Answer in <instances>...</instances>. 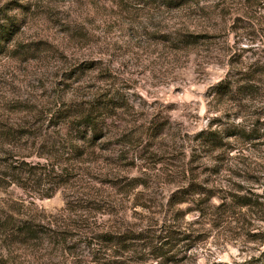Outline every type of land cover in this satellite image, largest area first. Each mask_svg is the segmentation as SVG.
<instances>
[{
	"label": "rangeland",
	"instance_id": "1",
	"mask_svg": "<svg viewBox=\"0 0 264 264\" xmlns=\"http://www.w3.org/2000/svg\"><path fill=\"white\" fill-rule=\"evenodd\" d=\"M0 45V171L64 169L2 176L0 264L264 263V0H0Z\"/></svg>",
	"mask_w": 264,
	"mask_h": 264
},
{
	"label": "trees",
	"instance_id": "2",
	"mask_svg": "<svg viewBox=\"0 0 264 264\" xmlns=\"http://www.w3.org/2000/svg\"><path fill=\"white\" fill-rule=\"evenodd\" d=\"M3 29H6V30H4V32H6L7 34L10 33V30H8V29H10L9 26H5L4 28H2V32H3ZM223 86L224 85L222 84V86H220V87H223ZM96 110H100L101 113L107 114L110 110V107L107 104H104V105L101 104L100 107H98ZM103 110H108V112L104 113L105 111H103ZM66 116H68V115H66ZM101 116H103V115H101ZM99 122H100V120H99L98 116L95 115V111L93 109L88 111V112L81 114L79 121H75V122L72 121V123H71V127H70L72 129L71 132L72 133L75 132L74 133L75 135H74V137L71 138V140H77V139L83 140V141L88 140L91 145L95 144V142L98 139L102 138V137H97L98 134L102 132V128L99 126ZM73 129H74V131H73ZM89 129H91L95 133L92 137H90V139L87 138V133H88ZM71 132H70V134H72ZM212 134H213V131L208 132V135H212ZM75 138H77V139H75ZM208 139L211 140V137L209 136ZM73 147L75 149H77L78 145L75 144ZM3 151L8 156L4 158V161H7V163L4 164L5 165V167H4L5 171H3V172L0 171V187H2L4 185V183H2V176L5 178L8 177L7 173H5V172H9L10 173L9 176H14L12 178L9 177L8 178V179H10L9 181H13L16 178V174H21L24 176L25 173H27L28 174L27 179L30 181H33V182H38L41 179H44L45 176L41 175V172H42L41 169L42 168H45L46 171H48L47 173H45L46 176H50L51 171L55 172L56 165H54L53 163H52L50 170H48V168H47L48 165L46 166L44 164L43 166H37L35 163H32V161H29L26 158L21 159L19 164H14L12 162L9 163L8 161L10 159H12L13 154L10 151L2 150V152ZM80 155H81V153H80ZM80 155H77V153H75V156H77V157H79ZM18 160H19V158H18ZM24 166H26L27 169L24 168ZM57 168H59V166ZM56 171H57V173H58V171H60L58 176H61V174L64 173L63 168L56 169ZM6 184H8V182ZM176 202L178 203L180 201H176ZM242 204L246 205L248 203L243 202ZM6 209H9V207H7L3 204H0V238L3 241H5L8 245L13 246V244L18 242V241L25 242L27 240H29V241L30 240H37L40 237V233H41V230L39 228L40 224L37 222V220L34 217H32V215L28 216L30 214H26L23 217V219L18 218V217L15 218L13 215H9L6 212ZM13 222L14 223L15 222H21L22 223L21 229L15 230L14 227H10V224H12ZM173 227H175V226L173 225ZM163 231L165 232L163 236L152 237L154 239V241L156 242V248H158V249H161V246L168 245L170 243L172 244V240H176V238L174 237L176 235H174V233L177 234V232L172 231L171 227H166V228H164ZM95 236H96L95 238L93 237L95 240H97V241L99 240L102 242L103 241L114 242L116 240V235L114 234L113 231L109 232V233H107V232L106 233H97V234H95ZM147 238H149V237H147V236H139V237L134 236L133 237L132 236V237L126 238L125 240H133L134 239V240H142V241L145 240L146 241ZM179 240H183V239H179ZM115 244H117V243H115ZM10 248L12 249V247H10ZM148 248L150 249V248H152V246L148 245ZM125 250L127 251L129 249L126 247ZM101 256H99V257L102 259H105L106 261L110 260L111 263L118 264L119 263L118 260L123 258L124 254L123 253H117V254H107L106 253L105 257H101ZM163 256L165 257L164 253H161L160 255H158V257H162V258H163ZM97 259H98V257L96 258V262H97ZM250 263H248V264H250ZM100 264H102V263H100Z\"/></svg>",
	"mask_w": 264,
	"mask_h": 264
}]
</instances>
